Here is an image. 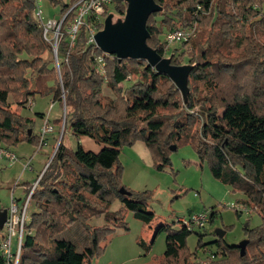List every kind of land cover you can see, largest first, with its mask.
I'll list each match as a JSON object with an SVG mask.
<instances>
[{"label": "trees", "instance_id": "trees-1", "mask_svg": "<svg viewBox=\"0 0 264 264\" xmlns=\"http://www.w3.org/2000/svg\"><path fill=\"white\" fill-rule=\"evenodd\" d=\"M156 1L164 9L150 15L147 42L161 55L169 51L160 39L164 28L196 24V34L184 42L191 44L188 61L193 65L188 101L166 74L146 60L106 55L90 41L88 25L79 26L70 46L67 36L76 19L74 11L63 21L56 57L35 14L37 0H0V145L10 149L22 142L39 144L34 118L11 110V95L20 108L30 97L51 95L66 109L55 121L59 126L64 123L62 140L33 193L39 211L26 225L20 264H92L115 226L128 229L124 210L151 226L152 192L126 187L130 195L120 192L121 150L138 140L150 148L159 170L171 165V146L191 143L201 166L207 162L216 179L244 194L235 203L261 216L258 226H244L248 240L244 255L238 243L216 238L217 253L227 257L210 264H264V0ZM50 2L61 5L62 17L75 0ZM112 5L113 12L125 14L124 0ZM111 12L106 8L104 16ZM102 27L101 23L98 29ZM100 56H105L103 74L95 68ZM169 57L173 64H182L174 51ZM130 75L135 76L134 84L124 91L120 84ZM105 87L116 98H105ZM197 105L205 108L204 119L190 112ZM67 128L78 139H95L101 150H86L79 142L76 149L69 147L63 141ZM117 200L120 209L111 213ZM216 212H211L210 220ZM103 215L107 225H89L92 218ZM73 224L85 230L84 245L59 237ZM156 230L166 234L165 258L156 264H198L194 258L207 246L205 233H197V250L191 253L187 238L193 230L180 220ZM4 262L0 255V264Z\"/></svg>", "mask_w": 264, "mask_h": 264}, {"label": "rangeland", "instance_id": "rangeland-1", "mask_svg": "<svg viewBox=\"0 0 264 264\" xmlns=\"http://www.w3.org/2000/svg\"><path fill=\"white\" fill-rule=\"evenodd\" d=\"M64 1L69 2V0ZM37 3L41 6L46 18L60 17L61 5L53 6L50 0H37ZM257 4L259 3H256L254 7ZM109 8L114 14V20L124 17V15L113 12L114 5ZM103 17L105 20L106 16ZM161 18L162 15H159L157 19L160 20ZM194 24L191 22L187 27ZM95 30L96 32L99 31L97 27ZM169 30L171 29H163L160 35L163 42ZM190 49V43H173L169 45V51L165 56L169 57V54L174 51L179 56L181 63L187 64L190 63L188 61ZM134 77V75H130L124 83L120 84L124 91L134 84ZM104 94L105 98H116L115 93L108 87H105ZM32 98L34 99V105L31 109H29L30 102L20 108L14 103V96L11 95L9 100L11 102L10 109L21 112L24 116L27 114V116L34 118V131L38 134L42 125V118L38 113L48 114L50 105L54 102V106L50 111V120L54 122L55 117L63 115L64 109L60 102L53 100L51 95H35V97H30V99ZM204 110V107L197 105L190 112L200 115L204 119ZM62 129L63 123L60 126L57 124L55 125V131L49 134L50 136L58 134L57 139L51 137L50 142L53 139L52 151L49 146L50 143L39 150L35 144L30 142H22L15 147H9L17 154L19 159L13 166H9L5 159L0 161V209H7L11 205L12 197L19 199L20 204L23 202L26 187L28 184L34 183L59 146ZM63 141L74 149H76L78 142L86 149H89L87 147L88 142L91 143L90 148L94 150H98L99 145H101L89 136H83L82 140L78 139L72 134L70 128L66 129ZM31 158L34 169H24L25 161ZM170 158L171 165L159 170L153 164L152 151L144 141L139 140L134 146H123L120 154V161L123 165L121 184L123 187L134 191H151L152 199L148 209L154 212L155 218L150 226L136 218L132 211L124 210V220L128 229L123 226H115L108 239L102 242L100 253L92 257V264L160 263L165 258L166 234L164 231L157 233L156 228L162 224H172L182 218H188L190 216L189 211L195 213L209 212V217L212 211H217L212 220L209 218L204 229H194L187 238V250L195 253L198 244L197 233H205L203 243H206L207 246L205 249L200 248L194 258V261L198 264H210L213 260L227 257L218 254L217 246L215 243L213 244V240L218 238L216 234L218 228L226 230L223 238L227 243L236 244L245 239L244 226L247 222L251 227L261 224L262 218L257 211L243 209L242 215H237L230 204L244 198V194L233 191L230 186L216 179L212 175L207 162L202 163L201 166L199 156L191 143L180 144L177 149L170 152ZM225 205H228V208ZM120 206V201H114L109 211L115 213L120 209ZM35 211H39V207L35 201H32L29 206V214L32 216ZM105 218L104 215L92 218L89 225L97 227L107 225ZM84 231L80 225H68L59 237L84 245L85 240L82 237ZM32 232L34 231L32 230Z\"/></svg>", "mask_w": 264, "mask_h": 264}, {"label": "built area", "instance_id": "built-area-1", "mask_svg": "<svg viewBox=\"0 0 264 264\" xmlns=\"http://www.w3.org/2000/svg\"><path fill=\"white\" fill-rule=\"evenodd\" d=\"M114 0H75L71 5L67 13L61 17H45L39 3L35 10L37 18L40 20L43 26L44 37L52 42L54 53L57 57L58 47L60 40L63 37V32L61 30L63 21L70 11H74L76 14V19L68 28L67 40L69 45L73 46L78 34V28L80 25H88L89 27V39L94 40V35L96 34L95 28H99L102 23L104 25V12L106 8H109L113 4ZM257 7V6H256ZM88 17H91L88 20ZM100 30V29H99ZM196 34V26L191 25L189 27H179L173 30H169L164 38V42L168 45L173 43H184L187 42L191 37ZM106 54V53H105ZM108 55V54H106ZM105 56H100L97 58L96 71L98 73L105 72ZM32 103L31 99L29 100ZM32 105V104H31ZM54 103H51L50 110L48 114L43 115V122L39 129V144L37 146L38 150L46 146L48 143L47 136L55 130L53 122L50 120V111ZM64 114H65V108ZM64 127V126H63ZM63 131V129H62ZM37 150V151H38ZM5 159L9 166H13L19 159L17 154L11 149H8L0 145V161ZM24 169H34L32 165V158L24 163ZM44 170L38 176L31 186L26 187L25 198L20 204L19 199L12 197L11 205L7 208L8 215L6 222L3 227V231L0 233V255L4 257V264H20L22 246L26 234V225L30 222L31 215L29 214V206L33 201V193L38 186L39 180L43 174ZM230 206L237 208L243 212L244 210L249 211L244 205L232 203ZM209 212L205 213H195L192 212L188 218H182L180 221L189 229L194 230L196 228L205 227L206 223L209 221Z\"/></svg>", "mask_w": 264, "mask_h": 264}, {"label": "water", "instance_id": "water-1", "mask_svg": "<svg viewBox=\"0 0 264 264\" xmlns=\"http://www.w3.org/2000/svg\"><path fill=\"white\" fill-rule=\"evenodd\" d=\"M124 1L127 3L124 17L114 20V14L112 12L109 13L104 20L103 27L94 35L95 44L103 52L109 55H115L119 60L126 58L146 60L158 73L166 74L176 84L177 88L180 89L185 100L188 101V94L190 92L189 76L193 69V65L190 63L181 65L173 64L171 62V57L161 55L147 42L150 37V32L147 28L148 19L152 13L160 12L164 7L156 0ZM31 132L32 129H30L29 133ZM62 136L63 131L61 132L59 143ZM171 149L175 150L177 146L173 145ZM56 150L51 156L48 164L53 159ZM120 192L127 195L131 194L125 187H121ZM189 213L191 214L192 211H189ZM7 215L8 209H0V229L4 227ZM248 225L249 222H247L245 226ZM216 234L218 238H223L226 234V230L224 228H218ZM247 243L248 240L246 239L238 243L242 255L246 253Z\"/></svg>", "mask_w": 264, "mask_h": 264}, {"label": "crops", "instance_id": "crops-1", "mask_svg": "<svg viewBox=\"0 0 264 264\" xmlns=\"http://www.w3.org/2000/svg\"><path fill=\"white\" fill-rule=\"evenodd\" d=\"M31 101H32V103H31L32 105H31V104H29V105H30V106H29V109H31V108L33 107V105H34V99H33V98L31 99ZM53 103H54V102H53ZM37 113H38V112H37ZM26 115H27V114H26ZM43 115H44V114H43ZM41 118H42V116H41ZM56 119H58V117H55V118H54V122H53V124H54V125H57V124H56V122H55V121H56ZM42 122H43V118H42ZM51 137H52V135H51V136H50V135H48V136H47V139H48V140H47V141H48L47 143H48V144H47L46 146H48V145H49V143H50V145H49V146L51 147V151H52V144H53L52 142H53V139H52V141L50 142V140H51ZM82 138H83V136H80V138H79V139H80V140H82ZM138 141H139V140H138ZM136 143H137V141H136V142H135V143H134L132 146H134ZM145 144H146V143H145ZM87 147H88L89 149H91L92 151H94V152H98V151H100V150H101V148H102V145H99V147H98V150H94L93 148H90V147H91V143H90V142H88V145H87ZM85 149H86V148H85ZM89 149H86V150H89ZM12 151H13V150H12ZM153 163H154V162H153ZM7 164H8V162H7ZM25 186H26V185H25ZM29 186H30V184H28V186H27V187H29ZM232 203H234V202H231V204H232ZM231 204H230V205H231ZM242 213H243V212H242ZM189 214H190V213H189Z\"/></svg>", "mask_w": 264, "mask_h": 264}]
</instances>
